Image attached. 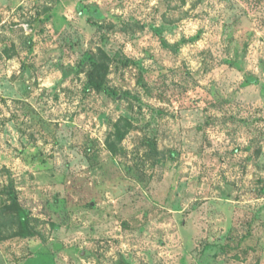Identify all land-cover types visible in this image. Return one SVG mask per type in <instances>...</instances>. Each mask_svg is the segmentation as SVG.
<instances>
[{
	"label": "rangeland",
	"instance_id": "rangeland-1",
	"mask_svg": "<svg viewBox=\"0 0 264 264\" xmlns=\"http://www.w3.org/2000/svg\"><path fill=\"white\" fill-rule=\"evenodd\" d=\"M13 199L0 264H264V0H0Z\"/></svg>",
	"mask_w": 264,
	"mask_h": 264
},
{
	"label": "trees",
	"instance_id": "trees-1",
	"mask_svg": "<svg viewBox=\"0 0 264 264\" xmlns=\"http://www.w3.org/2000/svg\"><path fill=\"white\" fill-rule=\"evenodd\" d=\"M85 10L86 7H83L82 11ZM197 38L198 35L188 39H183L182 42L195 41ZM106 68L107 64L102 57L95 59L94 67L89 75V84L95 90H103L109 94H113L104 82V72ZM246 82L248 83L251 81L247 80ZM130 127L131 124L126 118H121L117 121L114 133L109 136L106 141L108 150L112 153H116L118 144L122 141L124 135ZM147 145L152 150H156V146L153 141L148 140ZM168 153L170 156H173L174 154L172 151H168ZM32 232L28 211L21 207L16 199L11 200L9 203L0 204V240L8 236L26 237Z\"/></svg>",
	"mask_w": 264,
	"mask_h": 264
}]
</instances>
